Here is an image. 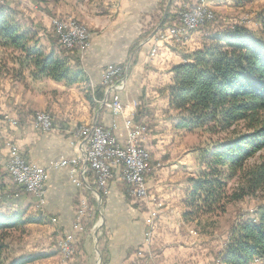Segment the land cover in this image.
Segmentation results:
<instances>
[{
  "label": "crops",
  "instance_id": "1",
  "mask_svg": "<svg viewBox=\"0 0 264 264\" xmlns=\"http://www.w3.org/2000/svg\"><path fill=\"white\" fill-rule=\"evenodd\" d=\"M199 1L48 0L45 6L28 3L16 9L0 2V7L12 10L15 20L35 34L40 45L66 57L84 73L83 81L65 86L50 78H33L16 52L6 50V56H0V169L8 159V142L18 147L27 162L48 168L45 204L36 221H55L66 228L63 235L71 230L80 200L86 201L83 228L75 235V240L80 236L78 254L82 261L90 263L98 258L101 264H225L221 261L222 243L200 231L197 220L184 217L188 178L197 172L198 152L197 147L187 144V136H181L184 129L175 126L176 112L170 104L172 67L204 44L193 32L178 42L161 43L158 52L149 55L157 28L172 24L177 8ZM204 1L214 5L211 0ZM51 15L86 22L91 30L89 46L69 56L48 44L38 27L49 25ZM111 63L126 69L125 86L118 91L124 115L146 122L149 128L143 140L150 154L146 175L150 197L145 200L134 198L116 173L98 200L94 188L81 189L71 182L68 168L50 167L52 162L80 151L75 132L81 124L96 121L112 128L117 140L125 142L123 117L98 102L104 91L102 75ZM39 110L53 117V128L48 132L32 125ZM154 201L162 205L148 240L146 219ZM92 220L91 228L84 231V222Z\"/></svg>",
  "mask_w": 264,
  "mask_h": 264
},
{
  "label": "trees",
  "instance_id": "2",
  "mask_svg": "<svg viewBox=\"0 0 264 264\" xmlns=\"http://www.w3.org/2000/svg\"><path fill=\"white\" fill-rule=\"evenodd\" d=\"M261 24L264 32V14ZM0 49L18 53L33 78H50L65 86L84 80L82 69L53 49L46 50L4 6L0 7ZM172 71L170 104L176 112L175 126L230 133L213 149L196 148L198 169L188 178L184 217L198 222L205 215L217 216L229 201L264 189V159L247 164L264 150V42L244 29L234 28L185 54L184 61ZM236 124L242 129L236 130ZM234 177L241 181L240 190L228 194V181ZM100 195L103 197L104 192ZM30 221L17 210L0 214V264L34 260V256L5 257L9 231ZM256 258L264 263V203L234 224L221 255L225 264H255Z\"/></svg>",
  "mask_w": 264,
  "mask_h": 264
},
{
  "label": "built area",
  "instance_id": "3",
  "mask_svg": "<svg viewBox=\"0 0 264 264\" xmlns=\"http://www.w3.org/2000/svg\"><path fill=\"white\" fill-rule=\"evenodd\" d=\"M211 6L200 5V1L193 6L180 10L176 21L156 30L149 55L154 56L161 43L182 39L186 34L197 29L200 25L214 19ZM52 30L60 46L67 50H83L90 44V32L78 26L67 17L55 16L51 18ZM126 69L123 65L108 64L102 75L104 87L103 96L98 102L108 107L115 116L123 117V127L126 139L121 143L112 133V128H105L96 121L90 126L81 124L76 128V138L79 142V152L71 157H62L50 164L53 168H68L71 182L78 188H94L95 198L101 200L100 191L105 193L109 180L114 173L127 186L129 193L137 199L145 200L150 197L146 175L150 170V154L143 145L144 137L149 128L144 121H135L132 116L124 115V105L121 103L118 91L125 86ZM13 124L16 122L10 119ZM32 125L35 129L48 132L53 128V117L45 111V115L33 116ZM115 125L113 124V127ZM8 159L5 164L7 174L12 182L24 188L32 196L37 207L45 204V180L48 168L27 162L18 147L8 142ZM161 203L154 201L148 209L146 219V237H152V232ZM84 199L76 210L72 227L59 240L58 245L65 248L66 256L73 250L75 235L83 228L84 216L87 212Z\"/></svg>",
  "mask_w": 264,
  "mask_h": 264
},
{
  "label": "rangeland",
  "instance_id": "4",
  "mask_svg": "<svg viewBox=\"0 0 264 264\" xmlns=\"http://www.w3.org/2000/svg\"><path fill=\"white\" fill-rule=\"evenodd\" d=\"M46 1L48 0H0L2 4L5 6L10 5L13 9L27 7L28 3L37 4V6H45ZM211 1L214 3V5L211 6V9L215 14L214 19L200 25L197 29H192V32H190H197V41L199 43L202 42V44H208L220 34L222 35L228 31L230 33L234 28L244 29L264 42V32L262 31L261 24V16L264 14V0ZM200 5L207 4L204 0H200ZM189 6L190 5H183V8ZM180 9L181 8L179 7V9L177 8L174 13H172L174 16V21L172 23L176 21ZM53 17L55 16L51 15L49 25L38 27L40 32L43 33L42 37L47 39L48 44L50 43L57 46L60 52H68L69 56L74 55L76 50L79 49L71 51L60 46L58 39L52 30L51 18ZM67 18L75 22L78 26L83 27L85 30H89L91 36V30L86 22L70 16H67ZM0 50V56L5 57L6 50ZM74 57L75 56H73V58ZM76 63L78 64L77 60ZM42 111L45 112L46 110L36 111L35 115ZM235 128L236 130H241L242 125L236 124ZM229 135L230 133L228 131L212 133L204 128H196L190 131L184 129L181 136H187V144L191 145L190 148L194 149L195 147L198 148L199 146H203L213 149L217 144L216 142ZM262 159H264V150H261L254 157L247 160V164L252 165L260 162ZM240 186L241 181L239 179L236 177L230 179L227 184L228 194H231L234 191H239L240 189L238 187ZM16 187L17 186L12 183L4 166V168L0 169V214L9 215L11 212L17 210L22 212L24 219L33 220L23 224L16 230L9 231L8 236L5 239L7 245L5 257L7 259L34 256V260L27 264H101L98 258H92L90 263L82 261V257L78 254L80 248V236L76 237L77 239L73 243L74 250L70 255L66 256L65 252L62 253L61 246H59L58 243L63 237L66 228L60 227V225L51 219H45L44 223H38L36 219L41 212V207L36 206L35 200L32 196L20 192V189H17ZM17 192H19V194H17ZM262 203H264V189L259 190L252 195H245L239 200L229 201L226 203L224 211L217 214V216H203L196 223V226L200 231L204 232L206 236H209L210 240L213 238L214 240L219 241V243H222V248H224L228 242L234 224L244 216L253 214ZM93 223L94 220L85 221L84 231H88ZM95 228L96 226L93 227V229ZM262 262L261 259H255V264H261Z\"/></svg>",
  "mask_w": 264,
  "mask_h": 264
},
{
  "label": "bare ground",
  "instance_id": "5",
  "mask_svg": "<svg viewBox=\"0 0 264 264\" xmlns=\"http://www.w3.org/2000/svg\"><path fill=\"white\" fill-rule=\"evenodd\" d=\"M81 27V26H80ZM83 28V27H82ZM85 30V29H84ZM36 115H45V112L44 111H42V112H38V113H36ZM91 124H94V123H89V124H85V125H83V126H90ZM61 249H62V253H64L65 252V248L64 247H61ZM66 253V252H65Z\"/></svg>",
  "mask_w": 264,
  "mask_h": 264
}]
</instances>
